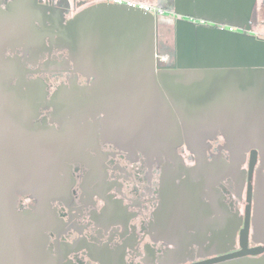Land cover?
<instances>
[{"label":"water","instance_id":"1","mask_svg":"<svg viewBox=\"0 0 264 264\" xmlns=\"http://www.w3.org/2000/svg\"><path fill=\"white\" fill-rule=\"evenodd\" d=\"M41 1L0 6V264L60 263L46 249L40 209L63 191L57 173L74 152L65 144L80 113L94 106H103L114 139L143 150L183 144L198 154L218 132L233 157L264 144V39L250 34L257 0H157V13L97 2L67 20ZM52 47L66 50L73 71L91 79L57 94L58 131L32 123L35 86L12 85L20 59L5 55L21 49L34 63V54ZM240 141L251 144L238 148ZM259 150L264 163V145ZM22 193L37 199L34 212L16 209Z\"/></svg>","mask_w":264,"mask_h":264},{"label":"flooded vegetation","instance_id":"2","mask_svg":"<svg viewBox=\"0 0 264 264\" xmlns=\"http://www.w3.org/2000/svg\"><path fill=\"white\" fill-rule=\"evenodd\" d=\"M12 1L0 0V6ZM57 1L41 5L65 20L95 3L68 0L65 7ZM262 1L257 0L250 34L264 39V33L253 29L264 32ZM5 55L20 59L12 85L18 82L24 91L35 86L40 100L32 123L58 131L63 121L53 108L57 94L81 90L91 79L73 71L66 50L52 47L34 54V63L21 49ZM101 108L80 113L77 131L65 144L74 152L65 154V166L57 173L63 191L39 206L47 220L46 249L59 264H264V163L259 150L264 144L250 145L233 157L218 132L198 154L183 144L169 152L143 150L114 139L110 118ZM249 144L240 141L237 147ZM202 155L203 162L198 158ZM15 207L34 212L37 199L19 194Z\"/></svg>","mask_w":264,"mask_h":264},{"label":"built area","instance_id":"3","mask_svg":"<svg viewBox=\"0 0 264 264\" xmlns=\"http://www.w3.org/2000/svg\"><path fill=\"white\" fill-rule=\"evenodd\" d=\"M42 1H46V0H42ZM72 1L76 2V1H81V0H72ZM88 1L95 2V3L107 2V3H112V4H125L130 7L141 8L144 11L151 12V13H157L161 11L158 7L145 4L139 0H88Z\"/></svg>","mask_w":264,"mask_h":264},{"label":"rangeland","instance_id":"4","mask_svg":"<svg viewBox=\"0 0 264 264\" xmlns=\"http://www.w3.org/2000/svg\"><path fill=\"white\" fill-rule=\"evenodd\" d=\"M139 1H141V2H143V3H145V4H149V5H153V6H156L157 7V0H139ZM77 2V1H76ZM253 29L256 31V33H264L263 31H261V29L259 30V29H255L254 27H253Z\"/></svg>","mask_w":264,"mask_h":264}]
</instances>
